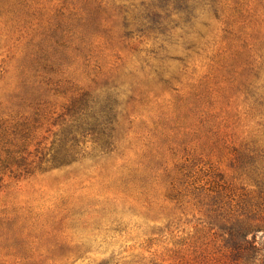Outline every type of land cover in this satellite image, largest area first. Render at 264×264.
Listing matches in <instances>:
<instances>
[{"label": "rangeland", "instance_id": "374dc122", "mask_svg": "<svg viewBox=\"0 0 264 264\" xmlns=\"http://www.w3.org/2000/svg\"><path fill=\"white\" fill-rule=\"evenodd\" d=\"M264 242V0H0V264H240Z\"/></svg>", "mask_w": 264, "mask_h": 264}, {"label": "trees", "instance_id": "16d2710c", "mask_svg": "<svg viewBox=\"0 0 264 264\" xmlns=\"http://www.w3.org/2000/svg\"><path fill=\"white\" fill-rule=\"evenodd\" d=\"M178 1L186 3L188 0ZM259 227L252 224L251 217L247 216L245 220L237 219L224 228L227 233L225 243L233 261L240 264H264V242L257 241L256 236Z\"/></svg>", "mask_w": 264, "mask_h": 264}]
</instances>
